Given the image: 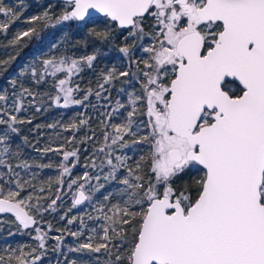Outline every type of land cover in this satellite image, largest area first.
Segmentation results:
<instances>
[{"label":"snow or ice","instance_id":"obj_1","mask_svg":"<svg viewBox=\"0 0 264 264\" xmlns=\"http://www.w3.org/2000/svg\"><path fill=\"white\" fill-rule=\"evenodd\" d=\"M92 11L102 14L106 27L102 31L90 28L89 32L105 43L111 41L114 32L127 31L126 43L119 48L125 57L131 58L136 41L146 37L151 40L147 47L140 45L148 59L135 62L136 72L130 70L131 65L124 71L103 70L99 90L82 89L72 77L85 68H94L100 54L97 49L78 58L43 59L39 65L20 73L23 76L30 71L36 85L46 83L48 76L53 77L55 95H44L54 105L65 108L87 107L90 96L99 100L101 91H108L105 84L121 77H131L125 83L135 80L141 86L139 94H128L131 110L117 100L107 113L108 123L102 132L105 143L97 150L103 156H97L99 163L92 160L87 165L99 169V173L105 167L109 169L103 182L101 174L91 175L87 171L83 177L71 178L78 163V149L63 152L62 146L42 149L45 154L52 151L62 154L58 166L62 172L56 184L63 185L67 174V187L75 188L68 212L92 202L99 193L103 201L97 210L110 222L100 226L101 242L94 245L97 236L92 235L68 250L99 253L104 249L114 256L106 264H264V0H63L55 23L45 26L74 22L78 28H87L98 22ZM0 15L5 17L0 21V32H7L19 19V14L2 2ZM52 19L45 11L31 21ZM32 35H38L35 27L17 32L9 44L17 45L23 37ZM129 39L132 44L127 43ZM140 63L144 68L139 67ZM10 83L15 89L17 80ZM19 88L18 93L13 91L10 105L15 113L25 110L24 101L28 97H33L28 101L31 105L35 96L40 95L23 83ZM8 99L5 90L0 101L7 103ZM142 106L146 109L143 112ZM121 109L127 111L125 122L111 123L122 115ZM40 110L37 106L36 111ZM137 115L148 117L146 124L141 122L148 129L145 135L138 136L141 125L133 119ZM26 123L32 121L0 108V125L5 126L0 133V166L6 168L0 172V213L13 214L25 229L38 223L36 217L56 211L57 202L62 200L59 189L55 198L34 196L35 185L16 171L30 165L27 161L15 166L11 163L13 157H20L19 146L12 150V135L19 133L17 125ZM87 124V120L80 119L64 127L79 129ZM56 126V123L47 125ZM108 128L112 131H107ZM24 139L27 141V137ZM89 139L86 137L82 142ZM145 143L149 151L140 155L134 166L128 164L130 157L115 154L117 150ZM121 169L127 173L122 179ZM112 181L123 186L117 193L122 203H111L113 194H105L106 182ZM28 188L33 191L28 192ZM42 200L50 202L45 205ZM66 218L67 213L61 216L62 220ZM87 218L98 219L90 214ZM77 219L80 229L68 231V235L79 238L88 228L84 218L73 216L67 219V224L72 225ZM35 231L37 247L27 253L23 248L8 249V258L0 256V264H43L47 233L39 227ZM90 231L95 234L97 229L93 227ZM53 239L62 242L63 236ZM109 245L116 249L115 253ZM59 247L58 243L53 250Z\"/></svg>","mask_w":264,"mask_h":264},{"label":"trees","instance_id":"obj_2","mask_svg":"<svg viewBox=\"0 0 264 264\" xmlns=\"http://www.w3.org/2000/svg\"><path fill=\"white\" fill-rule=\"evenodd\" d=\"M5 6L11 7L17 14L19 19L15 20L8 28L7 32H0V61H8L6 64H0V94H3L5 90L9 97L7 103L0 101V108H4L6 111L18 115L19 118L25 120H31V124L17 125L20 129L18 134H13L11 138L12 150L15 151L19 146L20 157L16 159L13 157L11 163L13 166L20 163L21 161H27L30 165L28 169L16 168V171L20 173L21 177L25 180H30L35 185V195L42 197L55 198L57 190L62 196V200L58 201V207L56 211H49L44 213L42 217H36L38 223L30 225L27 229L19 225V222L15 218L7 215L0 216V256L8 258V249H19L23 248L24 252L27 253L31 248H35L38 245V241L35 239L37 233L35 228L39 227L43 232L47 233L45 239L46 254L43 256V264H70L71 261H76L77 264H106L109 260H114V256H109L104 249H101L99 253H91L88 250L83 252L69 251V248L78 247L80 243L86 241L87 237L96 235L97 239L93 240V244L101 242L99 239L103 236V232L100 228L101 225H106L103 219V213L98 211L103 196L99 193L93 198L92 202H85L82 205L72 208L71 212L68 209L72 207L73 192L75 188L69 189L67 187L68 175L65 174L63 185H57L56 180L60 176L62 169L58 166L61 163L63 157L62 154L55 151L43 153L42 149L45 147H51L53 149L61 148V152L78 149V163L73 168L71 178L83 177L87 171L91 175L95 174H107L108 168L105 167L103 173H99V169H92L87 166L92 160H96L99 163L97 156L102 157V153H97L100 147L104 146L103 130L104 124L108 123L107 113L112 111L116 106V101L119 100L121 103L128 106L129 93L140 92V84L135 80L132 83H125L126 80L131 77H121L119 80L112 82L111 84H105V88L108 91H101V98L98 100L95 95L89 97L87 107L83 105H69L68 107H59L52 103L48 99L45 93H51L55 95V89L53 88L54 78L51 76L47 77V82L36 85L31 80L30 71L26 72L25 75H21V71L30 69L33 65H39L43 59H49L52 57L59 58L60 56H71L78 58L84 55H90L97 49L100 50V54L97 61L94 64L93 69L85 68V70L77 76H73L72 80L74 84H79L82 89L92 88L94 91L99 90L97 88L98 83H103L99 80L100 73L103 70H111L116 68L117 71L130 70L136 72V61H142L140 56V47L143 44L147 47L151 44L149 38H145L143 41H136V47L132 49L131 58L125 57L119 51V48L124 46L125 36L127 31H116L110 42L105 43L96 36L90 34L89 29L95 28L97 31H102L106 27L102 22L104 17H94L98 22L96 24H89L87 28L76 27L74 22H66L65 24H58L55 27L45 26L46 23L54 24L55 17L59 16L62 11L63 2L51 1V0H0ZM52 5L49 8V5ZM45 11H48L53 17L52 21H31L28 17L42 15ZM30 13L36 15H29ZM5 17L0 15V21L4 20ZM29 19V20H27ZM27 20V22H25ZM31 21V22H30ZM148 23H151L149 20ZM35 27L38 35H32L31 37H23L19 44L11 45V41L17 32L27 31L29 28ZM128 44H132L133 40L129 39ZM56 45V47H53ZM5 47V48H4ZM4 48V51L1 49ZM14 57V59H10ZM140 68H144V65L140 63ZM170 69V66H169ZM60 78H63L62 73L57 74ZM17 80V86L15 89L12 88L11 81ZM23 83L25 87L31 88L34 93H39L34 98V103L29 104V100H33V97H28L24 101V109L19 113L13 112L10 105L12 104L13 91L17 93L20 91L19 85ZM74 86V85H73ZM121 89L125 91L121 92ZM77 98H80V94L77 93ZM107 97L108 99H105ZM62 102V101H61ZM95 105V107H93ZM40 106L41 110L36 111V107ZM127 110H131L128 106ZM145 107H141L140 111H145ZM122 115L112 119L111 123H123L127 117V111L121 109ZM140 119L146 120L145 115H137ZM135 117L133 118L134 121ZM7 118V117H5ZM80 119L88 121L87 126L79 129L66 128L64 126L69 123L76 122ZM103 122V123H102ZM144 122V121H143ZM56 123L55 128H48L47 125ZM41 127L37 128L36 126ZM4 125H0V133H2ZM107 131L111 132L112 129L108 128ZM27 137V141H25ZM86 137L91 139L85 141ZM129 140L133 139L128 137ZM71 141V143L69 142ZM40 149L41 151H38ZM115 154L126 155L130 157L128 164L133 165L135 161L139 160L140 155H146L145 150L140 149L139 146L134 148H125L123 150H117ZM7 159V157H6ZM76 159V158H73ZM51 164L52 167H42V165ZM6 171V168L0 166V172ZM126 171L121 169L119 173L122 179L126 175ZM51 180L53 183L50 185L48 181ZM103 182V179H101ZM94 184L96 181H93ZM14 187V185H13ZM105 190L102 192H111L113 197L111 203L121 202L122 199L117 195L118 191L123 187L117 181H112L105 184ZM45 189L41 192L40 189ZM51 191H47V189ZM28 192H32V188H28ZM25 195L27 193H24ZM50 202L48 200H42L41 203L45 205ZM135 210L139 211V208ZM107 211V208L104 209ZM67 213L65 220L61 219ZM97 217L96 220H88V215ZM111 215V213H109ZM83 217L88 228L84 230V235L76 238L68 235V231H78L80 229L79 219L74 221L72 225L67 224V219L71 217ZM51 226V227H50ZM95 227L97 232L93 234L90 230ZM60 229L61 231H57ZM67 230V231H65ZM57 236H63V241L58 242L53 239ZM128 240H132L131 231L129 230ZM60 244L58 250L54 251L57 244ZM113 253L116 249L109 245Z\"/></svg>","mask_w":264,"mask_h":264},{"label":"rangeland","instance_id":"obj_3","mask_svg":"<svg viewBox=\"0 0 264 264\" xmlns=\"http://www.w3.org/2000/svg\"><path fill=\"white\" fill-rule=\"evenodd\" d=\"M29 15H36V13H34V14H32V13H30ZM99 17H101V16H99ZM29 19H31L30 18V16L28 17ZM29 19H27V20H29ZM27 20L25 21V22H27ZM125 34H127V33H125ZM5 48V47H4ZM4 48L3 49H1L2 51H4ZM140 56L142 57V59L144 60V59H148V54L147 53H144L143 52V50L142 51H140ZM145 70H147V69H145ZM134 80H132V82H133ZM131 82V83H132ZM146 116V115H145ZM146 118V120H143V119H140V118H138V117H135V123L136 124H138V125H141V130L139 131V133H138V136L139 135H145V134H147V132H148V129L147 128H145V127H143V125L141 124V122H143L144 124H146L147 123V120H148V117L146 116L145 117ZM138 138V137H137ZM140 149H142V150H145V154L147 155V153H148V151H149V146L145 143V144H143V145H140ZM106 173L104 172V174H102L101 175V179H103V175H105ZM94 181V180H93ZM92 181V183L94 184V182ZM20 226H22V225H20ZM23 227V226H22Z\"/></svg>","mask_w":264,"mask_h":264},{"label":"water","instance_id":"obj_4","mask_svg":"<svg viewBox=\"0 0 264 264\" xmlns=\"http://www.w3.org/2000/svg\"><path fill=\"white\" fill-rule=\"evenodd\" d=\"M51 1H61V2H63V0H51ZM92 15H93V17H98V16L103 17L102 14L96 13L95 11H92ZM237 83H238V82H237ZM0 215H9V216L14 217V215L11 214V213H0ZM14 218H15V217H14Z\"/></svg>","mask_w":264,"mask_h":264},{"label":"flooded vegetation","instance_id":"obj_5","mask_svg":"<svg viewBox=\"0 0 264 264\" xmlns=\"http://www.w3.org/2000/svg\"><path fill=\"white\" fill-rule=\"evenodd\" d=\"M1 216V215H0ZM7 216H9V215H7ZM12 217V216H11ZM14 218V217H13Z\"/></svg>","mask_w":264,"mask_h":264}]
</instances>
